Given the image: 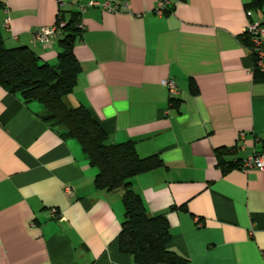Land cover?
I'll list each match as a JSON object with an SVG mask.
<instances>
[{
  "label": "crops",
  "instance_id": "crops-1",
  "mask_svg": "<svg viewBox=\"0 0 264 264\" xmlns=\"http://www.w3.org/2000/svg\"><path fill=\"white\" fill-rule=\"evenodd\" d=\"M2 1L5 45L55 64L58 38L43 47L32 31L56 21L57 1ZM88 1L64 0L65 15ZM94 1L120 9L82 12L66 101L88 108L110 141L160 157L132 182L148 212L167 219L168 247L182 257L172 264H264V169L235 166L264 151V67L243 35L251 0H170L162 15L157 0ZM252 10L264 21V0ZM42 110L0 85V264H134L117 241L121 191L94 186L79 143Z\"/></svg>",
  "mask_w": 264,
  "mask_h": 264
},
{
  "label": "trees",
  "instance_id": "trees-1",
  "mask_svg": "<svg viewBox=\"0 0 264 264\" xmlns=\"http://www.w3.org/2000/svg\"><path fill=\"white\" fill-rule=\"evenodd\" d=\"M263 0H251L247 9H258ZM4 3L0 0V85L17 94L25 103L42 104L41 118L58 129L65 138H74L88 163L96 169L93 183L97 189L121 191L123 218L117 241L122 253L130 254L134 264H172L182 257L168 247L171 233L163 214H150L132 179L162 164L156 154L140 156L135 142L110 141L94 115L84 105H70L66 96L73 90L80 72L74 46L81 36L77 26L81 15L75 9L65 15L60 27L56 63L42 62L28 46L8 47L2 34ZM59 14V11H58ZM57 19V18H56ZM250 47L249 37L244 35ZM171 101L173 98L171 97ZM264 147V142H263ZM238 166V163L235 164Z\"/></svg>",
  "mask_w": 264,
  "mask_h": 264
},
{
  "label": "built area",
  "instance_id": "built-area-1",
  "mask_svg": "<svg viewBox=\"0 0 264 264\" xmlns=\"http://www.w3.org/2000/svg\"><path fill=\"white\" fill-rule=\"evenodd\" d=\"M58 4L59 14H57V19L52 25H45L33 29L32 35L35 42L40 43L43 47H50L53 39L59 34L60 27L64 25V21L60 18V9L64 6V0H56ZM170 0H157L154 12L156 14L162 15L169 11L168 6ZM121 5L127 8V1L124 0ZM87 6H98L107 11H118L120 9L119 4H112L109 1L98 2L94 0L88 1L86 4H79L74 8L77 12L82 14ZM3 11L6 17L2 21V28L8 29L10 18L7 14L8 9L4 5ZM247 16L250 18L245 27L243 28V35L249 37L250 41V53L254 59V67L263 69L264 67V21L260 17H255L253 15L252 9L246 10ZM79 28H83L81 21L77 23ZM162 85L166 87L169 96L173 97L177 93V87L173 80L165 79L162 81ZM238 167L243 171H248L252 168L264 169V151H254L252 154L248 155L238 163ZM65 190L70 192V187L66 186ZM51 215L53 217L57 216V211L55 208L50 209Z\"/></svg>",
  "mask_w": 264,
  "mask_h": 264
}]
</instances>
